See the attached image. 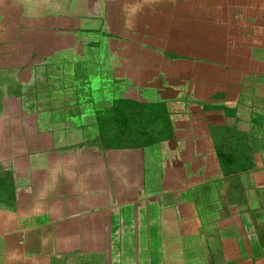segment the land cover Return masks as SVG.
<instances>
[{
    "label": "crops",
    "instance_id": "obj_1",
    "mask_svg": "<svg viewBox=\"0 0 264 264\" xmlns=\"http://www.w3.org/2000/svg\"><path fill=\"white\" fill-rule=\"evenodd\" d=\"M0 264H264V0H0Z\"/></svg>",
    "mask_w": 264,
    "mask_h": 264
},
{
    "label": "rangeland",
    "instance_id": "obj_2",
    "mask_svg": "<svg viewBox=\"0 0 264 264\" xmlns=\"http://www.w3.org/2000/svg\"><path fill=\"white\" fill-rule=\"evenodd\" d=\"M131 12V10H129ZM146 91L140 94L141 98L145 99ZM149 91L147 96L148 101L145 103L138 104L136 100H130L127 94L117 93L113 97V100L108 101L103 113H108L105 116V127L102 129L104 140L107 143H114V135L110 131H116V137L119 143L122 142L119 137L125 136L123 139L129 142L131 135L132 140L130 141L131 146L144 145L149 143H158V135H154V127L160 122L168 123L169 112L165 110L161 104H157L154 100V91ZM110 92L106 91V96L109 97ZM143 95V97H142ZM107 101V100H104ZM103 101V102H104ZM108 117V118H107ZM106 118L109 122H106ZM149 132V133H146ZM115 134V132H113ZM131 133V134H130ZM146 133V134H142ZM122 134V135H120ZM160 135V134H159ZM123 140V141H124Z\"/></svg>",
    "mask_w": 264,
    "mask_h": 264
},
{
    "label": "flooded vegetation",
    "instance_id": "obj_3",
    "mask_svg": "<svg viewBox=\"0 0 264 264\" xmlns=\"http://www.w3.org/2000/svg\"><path fill=\"white\" fill-rule=\"evenodd\" d=\"M86 94H87L86 96H87L88 100H92V99H91V97H92L91 95H93V94H91V92H89V91H87ZM88 96H89V97H88ZM90 96H91V97H90ZM89 98H90V99H89ZM96 101H97V100H96ZM100 114L102 115V111H100ZM73 117H74V116H72L71 118H69V119H68V122L71 121ZM73 119L75 120L76 118H73ZM75 121H78V120L76 119ZM106 122H107V119H106ZM104 127H105V117H102V116H101V118H100V120H99V130H100V133H101V134H103L102 129H103ZM100 136L102 137V135H100Z\"/></svg>",
    "mask_w": 264,
    "mask_h": 264
},
{
    "label": "trees",
    "instance_id": "obj_4",
    "mask_svg": "<svg viewBox=\"0 0 264 264\" xmlns=\"http://www.w3.org/2000/svg\"><path fill=\"white\" fill-rule=\"evenodd\" d=\"M107 115H108V113H107ZM100 118H101V117H99V116H96V125H97V124H99V120H100ZM107 118H108V117H107ZM107 122H109V120H108V119H107ZM102 136H103V134H102Z\"/></svg>",
    "mask_w": 264,
    "mask_h": 264
}]
</instances>
